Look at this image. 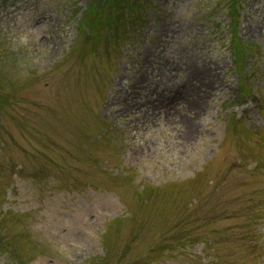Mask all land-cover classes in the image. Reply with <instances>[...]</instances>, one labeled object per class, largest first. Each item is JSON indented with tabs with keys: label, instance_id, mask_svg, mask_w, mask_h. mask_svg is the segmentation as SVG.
<instances>
[{
	"label": "rangeland",
	"instance_id": "rangeland-1",
	"mask_svg": "<svg viewBox=\"0 0 264 264\" xmlns=\"http://www.w3.org/2000/svg\"><path fill=\"white\" fill-rule=\"evenodd\" d=\"M232 2L0 0V264H264V0L241 71Z\"/></svg>",
	"mask_w": 264,
	"mask_h": 264
},
{
	"label": "trees",
	"instance_id": "trees-1",
	"mask_svg": "<svg viewBox=\"0 0 264 264\" xmlns=\"http://www.w3.org/2000/svg\"><path fill=\"white\" fill-rule=\"evenodd\" d=\"M232 8H233V13H234V17L232 20L234 48H235V53H236V61L238 65L237 67L241 71L242 64L244 63V60H245V56H247L250 52H252L253 48L250 45L240 43V38L238 37V34H237V28H238V22H239L237 0H233ZM88 35H91L93 37L92 41L94 44H96V42L98 44L97 39H101V33H99V28L98 27L94 28V24H92L91 29L88 31ZM246 79L247 78H244V75H241L240 80L242 83H244ZM247 90H248L247 88H242V91H247Z\"/></svg>",
	"mask_w": 264,
	"mask_h": 264
}]
</instances>
